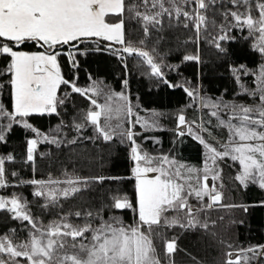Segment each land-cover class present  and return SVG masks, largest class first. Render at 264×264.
Here are the masks:
<instances>
[{"label": "snow or ice", "instance_id": "snow-or-ice-1", "mask_svg": "<svg viewBox=\"0 0 264 264\" xmlns=\"http://www.w3.org/2000/svg\"><path fill=\"white\" fill-rule=\"evenodd\" d=\"M254 10L258 15H253ZM210 11L213 17L222 18L220 23L209 18ZM111 18H116V22H109ZM166 20L169 27L191 28L194 38L189 37L185 43L198 45L207 33V42L222 56L228 55L222 42L236 39L231 35L233 30H246L244 39L253 38L250 47L264 57V0H135L133 3L128 0H0V58L4 61L0 92L7 90L10 98V110L0 102V143L7 142L14 126L23 127L32 134L25 142L26 162L34 165L39 144L60 148L75 145L78 138L111 142L118 136L121 143L125 140L131 143L129 178L134 180L133 197L120 189H110L104 193L98 208L89 204L47 225L32 214L23 196L0 195V211L20 221L27 231L22 241L14 239L16 229L0 234V264H22L21 258L23 264H175L178 237L168 238L165 230L179 228L182 232L208 233L216 224L208 218V210L217 207L248 210L245 205L223 202L221 163L231 160L237 164L233 180L240 187L255 185L264 190V63L256 70L244 64L229 66L238 87L237 95L254 98L249 104L202 95L199 84H173L166 78L164 69L175 71L179 65H166L162 57L157 61L155 47L150 51L144 47L151 32H160ZM128 21H136L143 39H128ZM160 39L163 37H158L157 43ZM29 42L38 44L41 50H21ZM85 43H95L92 51L108 52L122 62L126 57L139 58L161 83L182 88L194 103L199 102L201 109H208L207 115L216 118L213 127L226 130L227 139L209 143L200 135L203 131L215 140L205 122L189 123L181 109L174 114L178 135L187 133L203 145V167L188 166L167 154L152 155L143 150L135 140L139 133L133 129L136 125L144 129L158 128L159 118L164 114L152 111L149 119L139 116L125 91H113L90 75V83L79 86L76 57L86 54L80 51V45ZM62 55L67 58L73 74L71 79L62 72L59 61ZM188 61L200 62L198 47L196 54L183 56L182 62ZM123 66L127 68V64ZM244 77H252L251 84L245 83ZM122 84L127 89L128 80L124 79ZM61 86L68 89L62 96L58 94ZM72 94L86 99L90 107L78 113L70 125L61 120L45 132L30 122L34 116H59V109ZM100 97L103 103L99 102ZM207 124L212 125V120ZM63 127L77 133L91 128L92 135L67 139L61 136ZM14 160L12 154L0 156V189L15 186L9 182L5 167L6 162ZM17 175L11 172L12 177ZM116 179L103 175L73 176L65 171L64 179L50 175L47 180L33 178L20 183L35 186L32 195L42 198L45 203L41 207L48 208L59 207L62 199L75 198L90 192L94 185ZM126 211L134 214L131 223L124 222L122 214ZM105 212L111 215L105 217ZM72 217L83 222L73 223ZM209 234L228 249L223 253L221 264L264 261V244L237 248L227 240L217 239L215 232Z\"/></svg>", "mask_w": 264, "mask_h": 264}, {"label": "trees", "instance_id": "trees-1", "mask_svg": "<svg viewBox=\"0 0 264 264\" xmlns=\"http://www.w3.org/2000/svg\"><path fill=\"white\" fill-rule=\"evenodd\" d=\"M135 0H128L133 3ZM231 7V5H227ZM254 15L258 13L254 10ZM209 18L221 22L220 16L213 17L212 12L208 13ZM109 22H116V18H111ZM175 25V21H173ZM212 32V30H209ZM126 32L128 39L138 41L143 39V33L136 21L126 23ZM205 38L199 41V44L189 41V37L194 38L191 28L185 29L180 25L169 27L167 20L160 32L152 31L151 35L145 40V49H156V59L163 58L166 65H179L172 71L165 68L166 78L173 84L184 83L185 86L199 84L202 94L212 97H223L225 101H237L239 103H253L254 98L237 95L238 87L235 84L229 66H239L244 64L248 69L256 70L261 63H264V57L258 52L252 50L250 45L253 38L247 36V31L234 29L231 35L236 39L224 41L223 46L228 49V55L222 56L217 50L207 42L208 34H203ZM215 35V32H212ZM158 37H163L157 43ZM96 47L95 43H85L80 45V51L86 53L77 55L79 68L76 70L79 79L78 85L85 87L90 83L89 75L98 81H101L113 91H125L131 104L137 113L149 114L152 111L163 113L159 118L160 128L147 130L136 125L134 132L139 133L135 137L136 143L141 148L147 150L150 154L161 155L168 154L185 165L202 168L205 149L198 140L187 133L184 136L178 135L176 129L175 113L183 109L186 119L189 123L193 120L200 123L205 122V127L209 128L211 135L215 140L209 138L208 133L200 132L207 140L217 141L227 139V132L224 129L215 128L216 118L207 115L208 109H201L198 103H194L186 96L182 88H170L161 83L156 77L150 74V68L139 62V58L126 57L122 62L116 56L108 52L92 51ZM199 48L200 62H182L184 55L196 54ZM21 50L39 51V45H33L31 42L25 44ZM66 49H61L65 51ZM62 72L68 79L72 78L69 71V65L65 56L59 57ZM127 64V68L123 65ZM4 66V61L0 58V70ZM6 80L7 77H4ZM128 80L127 89L124 88L122 81ZM245 83L251 84L252 77H244ZM68 89L61 86L59 95H63ZM103 97L101 101L104 102ZM0 102L9 106L10 98L7 90L0 92ZM189 105H192L189 107ZM90 105L86 99L78 94H72L66 100L64 106L59 111L60 115L52 116H34L30 122L42 131L48 132L55 128L63 120L65 125H70L77 118L78 113L86 110ZM211 119L212 125L207 124ZM78 122V121H77ZM32 135L21 126H14L6 143H0V156L12 154L15 160L6 162L5 167L8 172V180L15 185L9 188L0 189V195L11 196L21 195L28 201L32 214L39 218L40 222L47 225L51 221L57 220L61 215L69 212L81 210L91 204L98 208L104 200V193L110 189H120L129 197H133L134 180L130 179V169L132 162L130 160L131 143L125 140L121 143L120 137H114L111 142L91 141L88 139H77V143L71 146L62 145L57 148L55 145L42 143L37 147V157L34 165L26 162L25 148L26 138ZM91 136V128L77 133L70 127H63L61 136L67 139L80 136ZM43 153L44 155H39ZM223 169V188L224 203L247 206V212L242 208L223 209L215 208L208 210L207 216L210 220H215L216 224L206 233L201 231L182 232L179 228L165 230L168 238L178 237L177 243L179 250L174 255L175 264H221L223 253L228 249L217 243L216 239L209 234L215 232L217 239L227 240L234 247H248L250 245L264 244V190L258 186L249 185L243 188L233 180L237 172V164L227 160L220 164ZM35 168V171H33ZM73 176L91 177L103 175L105 177H115L116 180H106L103 185H94L90 192L82 193L75 198L61 200L59 207L42 208L45 203L42 198H36L32 195L33 185L21 184L20 181H27L33 178L47 180L51 175L54 179H64V173ZM11 172H16V177L11 176ZM193 205L197 201L190 198ZM198 206V205H197ZM105 217L111 213L105 212ZM125 223H131L134 214L126 211L123 214ZM223 217V220L219 218ZM203 214L201 219H203ZM73 223H82L74 217L70 218ZM235 221V223H233ZM243 221V223H240ZM16 229L14 239L25 240L27 231L24 230L20 221L10 219V214L0 211V234L10 233ZM159 247V241H157ZM195 257V260L193 259ZM259 264H264L260 261Z\"/></svg>", "mask_w": 264, "mask_h": 264}, {"label": "rangeland", "instance_id": "rangeland-1", "mask_svg": "<svg viewBox=\"0 0 264 264\" xmlns=\"http://www.w3.org/2000/svg\"><path fill=\"white\" fill-rule=\"evenodd\" d=\"M254 15V14H253ZM201 90V89H200ZM201 94H202V90H201ZM203 95V94H202ZM209 97V96H208ZM98 100H99V102L100 103H103L102 101H101V97L100 98H98ZM103 100V99H102ZM131 102V101H130ZM196 103H198V105H199V102H196ZM209 111V110H208ZM134 112L136 113V114H138L137 113V110L136 109H134ZM150 114V113H149ZM149 114H138L139 116H141V117H143V118H145V119H149L150 117H149ZM135 117H133V119H134ZM103 119V118H102ZM126 121H127V118H126ZM114 123H115V120L113 121ZM159 126H160V122H159ZM125 127H127V123H125ZM153 129H155V128H153ZM147 130H152V129H147ZM202 132V131H201ZM201 135V134H200ZM203 136V135H202ZM204 137V136H203ZM205 138V137H204ZM206 139V138H205ZM207 140V139H206ZM208 142L209 143H212V144H214V142L213 141H209L208 140ZM139 145V144H138ZM143 149V148H142ZM143 150H145V149H143ZM145 151H147V150H145ZM148 152V151H147ZM149 153V152H148ZM154 155V154H153ZM168 155V154H167ZM211 183V182H210ZM21 260H22V264H23V259L21 258Z\"/></svg>", "mask_w": 264, "mask_h": 264}, {"label": "crops", "instance_id": "crops-1", "mask_svg": "<svg viewBox=\"0 0 264 264\" xmlns=\"http://www.w3.org/2000/svg\"><path fill=\"white\" fill-rule=\"evenodd\" d=\"M160 127H161V126H159L158 128H160ZM158 128H157V129H158Z\"/></svg>", "mask_w": 264, "mask_h": 264}]
</instances>
